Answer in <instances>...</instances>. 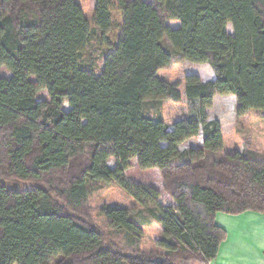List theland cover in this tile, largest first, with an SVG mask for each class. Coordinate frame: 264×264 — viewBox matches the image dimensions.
Listing matches in <instances>:
<instances>
[{
  "label": "trees",
  "instance_id": "1",
  "mask_svg": "<svg viewBox=\"0 0 264 264\" xmlns=\"http://www.w3.org/2000/svg\"><path fill=\"white\" fill-rule=\"evenodd\" d=\"M89 3L93 24L76 0H0V264H211L228 237L217 214L264 215V153H224L208 114L230 95L238 118L264 113V0ZM93 45L99 71L82 63ZM178 61L215 79L158 76ZM184 99L171 129L147 115ZM199 135L201 147L180 150ZM99 183L143 209L104 207L112 236L88 205ZM152 221L161 236L145 250Z\"/></svg>",
  "mask_w": 264,
  "mask_h": 264
},
{
  "label": "rangeland",
  "instance_id": "2",
  "mask_svg": "<svg viewBox=\"0 0 264 264\" xmlns=\"http://www.w3.org/2000/svg\"><path fill=\"white\" fill-rule=\"evenodd\" d=\"M115 1V0H112ZM132 1V0H128ZM152 2L154 0H143ZM82 8L85 16L93 24L94 11L90 6L89 0H76ZM114 17L118 22H121V14L114 9ZM169 25L173 28L179 26L175 21H169ZM229 33H232V28L229 25L227 28ZM114 35H112L113 37ZM115 38V37H113ZM90 48L83 55L82 63L86 66H92L99 71L102 67L103 56L102 48ZM188 74L199 76L202 81H212L215 75L211 67L207 64H193L186 61H178L170 68L161 70L158 76L166 81H183ZM237 101L234 96H216L214 98L213 107L208 110L211 120L220 123L224 135V153L232 154L235 149L241 145H247L251 150L264 153V113L260 111H251L246 116L238 118L237 116ZM147 115L156 119H162L171 129L175 122L185 119L188 115V105L184 99L181 103H173L171 101H162L154 103L147 108ZM202 146V135H199L185 142L180 150L184 151L189 148H199ZM108 166L114 169L116 161L114 159L108 161ZM13 185L19 188L30 187L28 183L13 181ZM166 203V200H163ZM91 217L95 224L104 229L112 236V231L108 228L105 218L102 215V209L107 206H118L129 210H134L133 215L142 211L140 204L117 184H96L91 188V193L88 199ZM143 234L141 235V247L145 250H157L156 242L161 236V227L157 222L143 226Z\"/></svg>",
  "mask_w": 264,
  "mask_h": 264
},
{
  "label": "crops",
  "instance_id": "3",
  "mask_svg": "<svg viewBox=\"0 0 264 264\" xmlns=\"http://www.w3.org/2000/svg\"><path fill=\"white\" fill-rule=\"evenodd\" d=\"M216 224L227 231L228 237L211 264H264V215L219 213Z\"/></svg>",
  "mask_w": 264,
  "mask_h": 264
}]
</instances>
